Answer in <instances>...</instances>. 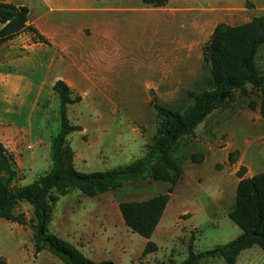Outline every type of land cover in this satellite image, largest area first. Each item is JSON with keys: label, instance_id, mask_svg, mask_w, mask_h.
I'll use <instances>...</instances> for the list:
<instances>
[{"label": "rangeland", "instance_id": "1", "mask_svg": "<svg viewBox=\"0 0 264 264\" xmlns=\"http://www.w3.org/2000/svg\"><path fill=\"white\" fill-rule=\"evenodd\" d=\"M20 1L31 8V18L38 20L58 47L37 48L31 54L34 78L47 76L49 80L66 71L79 81L81 74L70 67L72 60L98 84L74 86L82 100L68 107L71 122L82 127L67 138L76 152L80 172L105 171L142 158L164 126L153 101L183 111L193 103L194 94L213 87L211 65L203 52L206 43L188 50L190 56L174 55V65L162 69L165 51L179 29L160 8H147L140 0H59L53 9L41 8L42 0ZM204 1L225 7L241 0ZM124 6L126 11H122ZM248 14L264 15V0H258ZM63 45L69 47L70 55H60ZM256 64L264 71V44L257 52ZM262 97L261 89L252 85L235 90L196 128L195 135L178 142L174 157L180 161L184 176L151 237L157 251L143 256L147 239L125 224L119 209L121 202L146 200L167 192L169 182L149 176L125 181L122 187L97 196L77 189L60 195L51 232L93 261L112 260L116 264L167 263L170 259L181 263L188 256L192 233L196 252L227 244L242 233L229 216L239 181L236 172L241 166L247 168L246 176L264 172ZM5 108L7 105L0 104V115L7 117ZM59 111L60 98L55 93L47 104L46 128L53 134L60 128ZM13 118L19 124L24 120V116ZM235 150L239 155L231 163L228 154ZM33 152L37 151L28 154ZM194 153L203 154V162H194ZM48 154L49 162L40 160L36 168L18 166L15 185L29 184L37 174L46 173L52 165L49 150ZM16 213L30 222L33 207L22 202ZM21 227L0 218V264H62L47 250L35 256L31 230L28 225ZM199 264L226 263L218 256L202 259ZM237 264H264V251L257 245L246 249Z\"/></svg>", "mask_w": 264, "mask_h": 264}, {"label": "trees", "instance_id": "2", "mask_svg": "<svg viewBox=\"0 0 264 264\" xmlns=\"http://www.w3.org/2000/svg\"><path fill=\"white\" fill-rule=\"evenodd\" d=\"M150 7H162L169 0H141ZM247 7L254 8L252 0ZM29 7L9 2H0V46L28 31L35 42L50 44L49 39L34 25L28 24ZM264 44V15L250 21L230 25L219 23L203 48L204 58L211 65L213 87L193 95V103L183 111L165 107L153 101V106L164 120L149 150L142 157L127 165L105 171L83 173L74 164L75 152L67 142L68 136L81 131V125L71 122L69 105L78 103L82 96L73 95L72 88L62 79L55 82L53 90L60 98V128L52 137L50 169L33 182L17 186L18 178L14 154L0 140V218L17 222L30 228L34 243V254L49 251L58 257L62 264H116L112 260L93 261L86 257L69 241L55 235L50 230L54 207L60 195L77 189L88 196L122 187L125 181H136L144 176L169 182L167 192L146 200L125 201L119 209L125 224L135 233L147 239L143 256L155 252L157 243L151 240L176 185L184 174L180 161L174 157L178 142L193 136L196 128L215 110L222 107L233 92L247 85L259 88L263 97L260 114L264 118V71L256 64V55ZM235 150L228 154L229 162L235 163ZM196 163L204 160L203 154H192ZM247 168L241 166L236 172L239 178L236 187L235 205L229 212L230 218L241 228L242 233L225 245L196 252L194 233L189 238L188 256L176 263L156 264H199L202 259L222 257L226 264H237L241 253L253 246L264 251V172L246 176ZM26 202L33 207V217L27 221L16 213L17 207Z\"/></svg>", "mask_w": 264, "mask_h": 264}, {"label": "crops", "instance_id": "3", "mask_svg": "<svg viewBox=\"0 0 264 264\" xmlns=\"http://www.w3.org/2000/svg\"><path fill=\"white\" fill-rule=\"evenodd\" d=\"M58 1L42 0L43 4L41 3L40 5L41 8L50 7V9H53L57 7ZM71 1L78 3L84 2L85 0ZM202 1L169 0L165 6L153 7L160 8V10L165 12L168 19H171L179 29V34L171 41V47H168L165 51L167 56L161 61L163 70H168V66L174 65V55L190 56V49L198 46L201 47L202 44H205L219 23H227L234 26L248 22L254 18L248 14L250 8L247 7V0H241L237 4H230L225 7H213L205 3V1ZM252 1L256 7L258 0ZM0 2L25 5L20 0H0ZM143 6L152 8L145 4ZM127 9L128 7L124 6L122 11H126ZM32 10L34 9L32 8ZM32 14L33 11L31 12V8L29 7L28 24L34 25L44 34L49 39L50 44L35 42L31 33L25 31L0 46V104L7 105V108L4 109L7 117L0 115V140L14 154L16 167H26L27 169L36 168L40 160L47 162L49 158L48 150L49 153L52 150V137L55 134L47 130L46 125H48L47 104L50 98L56 93L53 90L55 82L59 79L64 80L72 88L73 95L80 96L82 95L75 93L74 86L80 87L82 84L86 87L90 82L97 84L91 74L86 72L83 67H78L77 64H73L72 60L71 62L69 61V64L70 67L77 68L81 74L79 81L74 79L66 71L56 74L49 80L47 76H41L38 80L34 78V66L32 67L31 64L35 60L31 54L37 48L58 47L49 37V34L38 25V20L31 18ZM86 28L84 27L82 29L85 33ZM66 49L67 51L65 52ZM68 49L69 47L67 45L60 47V55L63 57L70 55ZM175 51L177 52L175 53ZM14 106L16 109L13 108ZM13 115H16L17 118L24 116L22 124H19L13 118ZM44 149L46 152H43ZM30 150H36L37 152L29 155L28 152ZM74 164L77 169L78 160L76 152ZM39 175L37 174L36 178ZM175 192L172 194V197ZM11 222L15 223L20 229L22 228L21 224L14 221ZM27 233L29 234L28 231Z\"/></svg>", "mask_w": 264, "mask_h": 264}]
</instances>
